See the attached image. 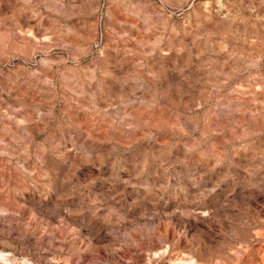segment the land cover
Listing matches in <instances>:
<instances>
[{"label": "rangeland", "instance_id": "1", "mask_svg": "<svg viewBox=\"0 0 264 264\" xmlns=\"http://www.w3.org/2000/svg\"><path fill=\"white\" fill-rule=\"evenodd\" d=\"M0 264H264V0H0Z\"/></svg>", "mask_w": 264, "mask_h": 264}]
</instances>
